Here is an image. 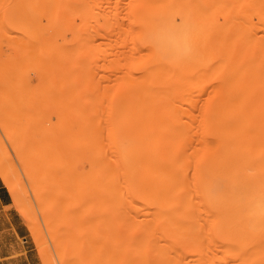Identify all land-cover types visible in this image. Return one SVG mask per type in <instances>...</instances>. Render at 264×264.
Listing matches in <instances>:
<instances>
[{
    "label": "bare ground",
    "instance_id": "1",
    "mask_svg": "<svg viewBox=\"0 0 264 264\" xmlns=\"http://www.w3.org/2000/svg\"><path fill=\"white\" fill-rule=\"evenodd\" d=\"M87 7L80 12L86 51L111 47L101 55L111 61L98 67L121 74L115 46H129L119 52L126 56V85L107 119L96 111L98 97L85 92L80 136L92 160L83 184L96 194L46 200L44 218L70 239L95 231L97 211L114 233L126 235V246H158V235L188 237L178 241L184 253L186 246L194 257L200 252L197 264L217 258L211 252L202 259L211 250L242 252L236 264H264V0H112L111 8ZM123 124L126 140H115ZM6 176L0 172L16 195ZM192 243L209 249L200 246L196 254Z\"/></svg>",
    "mask_w": 264,
    "mask_h": 264
},
{
    "label": "rangeland",
    "instance_id": "2",
    "mask_svg": "<svg viewBox=\"0 0 264 264\" xmlns=\"http://www.w3.org/2000/svg\"><path fill=\"white\" fill-rule=\"evenodd\" d=\"M92 1L0 0V172L17 191L14 195L0 177V186L9 195L0 203V264H179V260L197 264L201 257L198 249L205 242L192 243L198 246H193L197 248L194 252H199L196 257L188 249L192 247L186 246L184 253L183 240L178 241L184 237L158 235L168 241H154L158 246L139 243V249L127 247L126 235L114 233L109 217L100 220L97 211L91 221L94 232L72 234L68 239L60 224L49 223L43 216L46 200H77L96 194L94 188L86 189L83 184L92 160L80 136L85 92L98 97L96 111L107 119L117 110L115 104L126 85V56L119 52L129 46H115L117 54L123 56L113 60L121 68L119 74L118 68L119 72L98 67L111 61L101 56L111 47L106 52L88 53L83 44L81 9L112 6V0ZM121 15L118 20L126 22V15ZM95 80L102 83L95 84ZM104 138L105 148L111 152L114 147L111 149L105 128ZM115 140H126V124L117 130ZM222 244L219 242V248L225 249ZM223 251H208L202 259L214 254L217 258L211 257L209 264H236L234 259L244 256L242 252L233 255Z\"/></svg>",
    "mask_w": 264,
    "mask_h": 264
},
{
    "label": "crops",
    "instance_id": "3",
    "mask_svg": "<svg viewBox=\"0 0 264 264\" xmlns=\"http://www.w3.org/2000/svg\"><path fill=\"white\" fill-rule=\"evenodd\" d=\"M7 191L4 189V187L0 186V203L4 204L5 199L8 197Z\"/></svg>",
    "mask_w": 264,
    "mask_h": 264
}]
</instances>
